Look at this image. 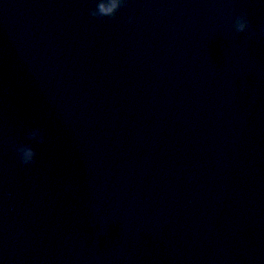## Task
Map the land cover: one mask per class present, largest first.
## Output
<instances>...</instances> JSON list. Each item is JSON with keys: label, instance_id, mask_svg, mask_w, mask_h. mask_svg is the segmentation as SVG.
<instances>
[{"label": "water", "instance_id": "water-1", "mask_svg": "<svg viewBox=\"0 0 264 264\" xmlns=\"http://www.w3.org/2000/svg\"><path fill=\"white\" fill-rule=\"evenodd\" d=\"M102 2L0 0V264H264V0Z\"/></svg>", "mask_w": 264, "mask_h": 264}, {"label": "clouds", "instance_id": "clouds-1", "mask_svg": "<svg viewBox=\"0 0 264 264\" xmlns=\"http://www.w3.org/2000/svg\"><path fill=\"white\" fill-rule=\"evenodd\" d=\"M126 4V0H103L102 3L99 4L98 10H93L91 15L93 17L98 18H111L115 17L117 12L124 7ZM232 30L235 33L243 34L248 32L250 23L246 13H242L241 15L237 16L233 21ZM31 138L37 139L39 142H44V136L41 135L40 130L37 128L31 132ZM18 157L22 164L29 165L34 162L36 158V153L33 148L29 145H21L17 149ZM66 192L72 191V185L68 184L65 186L64 189Z\"/></svg>", "mask_w": 264, "mask_h": 264}]
</instances>
